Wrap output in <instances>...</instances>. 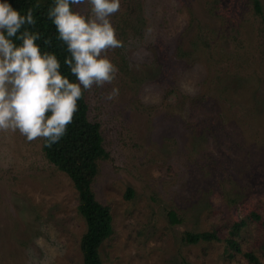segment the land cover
Segmentation results:
<instances>
[{"label": "rangeland", "instance_id": "rangeland-1", "mask_svg": "<svg viewBox=\"0 0 264 264\" xmlns=\"http://www.w3.org/2000/svg\"><path fill=\"white\" fill-rule=\"evenodd\" d=\"M259 4L120 0L110 15L122 45L101 54L117 71L83 89L109 154L92 182L112 223L103 264H254L245 252L264 264ZM43 138L0 129V264H83L77 191ZM187 232L212 235L192 243Z\"/></svg>", "mask_w": 264, "mask_h": 264}, {"label": "clouds", "instance_id": "clouds-1", "mask_svg": "<svg viewBox=\"0 0 264 264\" xmlns=\"http://www.w3.org/2000/svg\"><path fill=\"white\" fill-rule=\"evenodd\" d=\"M84 2L89 14L73 7ZM119 8L120 0H54L48 16L70 52V80L57 56L41 51L40 33L23 27L36 23L32 9L22 14L0 0V129L19 130L29 141L44 137L49 146L65 133L82 90L114 78L116 66L101 53L122 45L109 20Z\"/></svg>", "mask_w": 264, "mask_h": 264}, {"label": "trees", "instance_id": "trees-1", "mask_svg": "<svg viewBox=\"0 0 264 264\" xmlns=\"http://www.w3.org/2000/svg\"><path fill=\"white\" fill-rule=\"evenodd\" d=\"M251 1L256 11H260L259 0ZM9 2L22 14H25L29 8L32 9L36 23L23 27L40 33L36 43L39 44L41 51L54 53L60 61L59 71L70 80H75L76 77L71 73L69 65L64 63L65 57H70V52L65 42L59 39L56 27L48 16V9L53 5L54 0H9ZM46 39L48 43H45ZM77 105V110L65 133L56 142L49 146L46 138H43V152L58 170L66 173L77 191V210L86 224V230L79 243L83 264H103L99 247L110 236L112 223L109 209L95 197L92 182L98 172V160L107 159L109 154L103 145L100 124L90 121L87 117L88 104L84 90L77 100ZM169 216L172 222L178 221L173 212H170ZM242 224L241 221L233 224L230 234L236 235ZM211 235L209 232L200 234L187 232L183 239L186 242L196 243L200 239L211 238ZM229 242L232 243L233 240ZM245 255L252 263L260 264L259 258L252 252H245Z\"/></svg>", "mask_w": 264, "mask_h": 264}]
</instances>
